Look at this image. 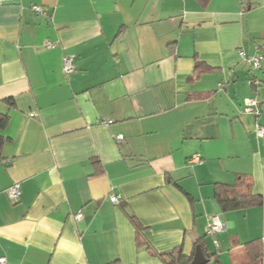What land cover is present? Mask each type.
<instances>
[{
    "label": "crops",
    "instance_id": "1",
    "mask_svg": "<svg viewBox=\"0 0 264 264\" xmlns=\"http://www.w3.org/2000/svg\"><path fill=\"white\" fill-rule=\"evenodd\" d=\"M251 97L259 116L242 111ZM0 114L6 264H163L198 240L221 264L258 240L264 264V0H12L0 6ZM238 176L262 203L223 213L215 184ZM212 215L223 230L210 237Z\"/></svg>",
    "mask_w": 264,
    "mask_h": 264
},
{
    "label": "trees",
    "instance_id": "2",
    "mask_svg": "<svg viewBox=\"0 0 264 264\" xmlns=\"http://www.w3.org/2000/svg\"><path fill=\"white\" fill-rule=\"evenodd\" d=\"M200 6L207 5L209 0H196ZM8 124V116L0 114V130L4 129ZM3 144V139L0 136V150ZM186 195V194H185ZM189 200L191 198L186 195ZM215 200L223 213L246 210L252 207L260 206L262 201L259 196L251 193L250 185L246 183L245 177L238 176L233 185H220L215 184ZM129 215V214H128ZM131 222L135 226L137 233V243L145 244L141 239L142 229L141 226L135 222V218L129 215ZM240 244L236 243L235 246ZM244 251V259L240 264H262L263 250L261 243L258 240L246 242L241 245ZM196 254H201L207 262L212 260L214 264H221L216 253H210L205 243L198 240L195 244V251L192 256L188 257L182 254L180 248H175L171 251L159 254L163 264H192Z\"/></svg>",
    "mask_w": 264,
    "mask_h": 264
},
{
    "label": "built area",
    "instance_id": "3",
    "mask_svg": "<svg viewBox=\"0 0 264 264\" xmlns=\"http://www.w3.org/2000/svg\"><path fill=\"white\" fill-rule=\"evenodd\" d=\"M12 0H0V6L10 3ZM32 11L37 15H45L46 12L39 6H32ZM263 59V56L261 54L254 55L250 57L247 61L250 65V68L252 70H257L260 68V62ZM73 70V64L72 61L69 58L64 59L63 61V71L65 74L71 73ZM243 113L245 114H252L254 116H259L261 113V107L259 101L255 97L247 98L244 101V106L242 109ZM256 134L258 137H262L264 135V129L263 128H257ZM117 140H121V136L116 137ZM198 156H193L190 159V162L193 163H199ZM7 197L9 200L16 202L19 199L20 196V185L18 183L12 184L7 190H6ZM109 200L111 203L117 204L118 198L115 196H110ZM75 220L78 224H81L83 221L82 212L79 211L75 215ZM223 230V223L220 221L219 217L217 215H212L209 217V222L206 225V235L213 237L214 235L218 234ZM217 242L214 241V244ZM0 264H6L5 258H0Z\"/></svg>",
    "mask_w": 264,
    "mask_h": 264
},
{
    "label": "water",
    "instance_id": "4",
    "mask_svg": "<svg viewBox=\"0 0 264 264\" xmlns=\"http://www.w3.org/2000/svg\"><path fill=\"white\" fill-rule=\"evenodd\" d=\"M206 260H204L201 254H196L192 264H206Z\"/></svg>",
    "mask_w": 264,
    "mask_h": 264
},
{
    "label": "rangeland",
    "instance_id": "5",
    "mask_svg": "<svg viewBox=\"0 0 264 264\" xmlns=\"http://www.w3.org/2000/svg\"><path fill=\"white\" fill-rule=\"evenodd\" d=\"M237 259H238V258H237ZM228 261H229V260L227 259V257L224 256V264H228ZM235 261H236V260H235ZM241 261H242V260H241ZM241 261H240V262H241ZM207 264H212V263L210 262V263H207Z\"/></svg>",
    "mask_w": 264,
    "mask_h": 264
}]
</instances>
